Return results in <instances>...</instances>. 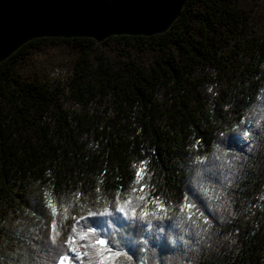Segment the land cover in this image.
<instances>
[{
  "label": "trees",
  "instance_id": "obj_1",
  "mask_svg": "<svg viewBox=\"0 0 264 264\" xmlns=\"http://www.w3.org/2000/svg\"><path fill=\"white\" fill-rule=\"evenodd\" d=\"M69 237L72 264H264V0L0 63V264Z\"/></svg>",
  "mask_w": 264,
  "mask_h": 264
},
{
  "label": "water",
  "instance_id": "obj_2",
  "mask_svg": "<svg viewBox=\"0 0 264 264\" xmlns=\"http://www.w3.org/2000/svg\"><path fill=\"white\" fill-rule=\"evenodd\" d=\"M187 0H0V63L40 38L152 36L169 30Z\"/></svg>",
  "mask_w": 264,
  "mask_h": 264
},
{
  "label": "snow or ice",
  "instance_id": "obj_3",
  "mask_svg": "<svg viewBox=\"0 0 264 264\" xmlns=\"http://www.w3.org/2000/svg\"><path fill=\"white\" fill-rule=\"evenodd\" d=\"M161 210H163V209H161ZM115 211L123 213L124 209L121 207V208L115 209ZM53 230H55V225H53ZM91 230L94 231V229H91ZM73 231H75V228H73ZM80 238H81V240L84 239L83 236H81ZM53 242L55 243V241H53ZM73 243H74L73 238L69 237L68 241L66 242V247H68V253L61 255L60 260H59V264H65V261H67L68 264H72V261L74 259H77V258L81 257L80 251L77 248H75V247H71V245ZM97 243L100 244V245H104L105 244V240L99 239L97 241ZM114 255L118 257V256L121 255V253L117 251V252L114 253Z\"/></svg>",
  "mask_w": 264,
  "mask_h": 264
}]
</instances>
